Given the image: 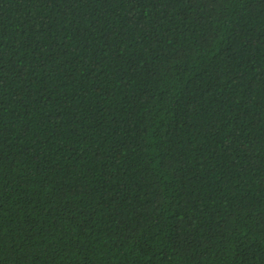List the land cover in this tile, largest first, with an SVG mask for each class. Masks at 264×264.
Segmentation results:
<instances>
[{"label":"trees","instance_id":"16d2710c","mask_svg":"<svg viewBox=\"0 0 264 264\" xmlns=\"http://www.w3.org/2000/svg\"><path fill=\"white\" fill-rule=\"evenodd\" d=\"M0 264H264V0H0Z\"/></svg>","mask_w":264,"mask_h":264}]
</instances>
